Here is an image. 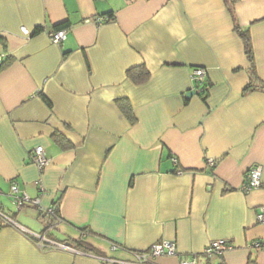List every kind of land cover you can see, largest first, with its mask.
<instances>
[{
	"label": "crops",
	"instance_id": "obj_1",
	"mask_svg": "<svg viewBox=\"0 0 264 264\" xmlns=\"http://www.w3.org/2000/svg\"><path fill=\"white\" fill-rule=\"evenodd\" d=\"M61 23L55 45L48 33ZM236 26L264 83V0H239L232 15L222 0H0V210L26 231L0 223V264H124L164 241L177 255L150 264H261L264 92H245L251 64ZM141 66L149 78L134 84L127 72ZM194 67L207 73L202 93ZM38 147L43 172L29 161ZM256 165L261 187L245 191ZM12 185L57 206V220L17 210ZM28 233L92 252L39 251ZM221 239L232 249L203 258Z\"/></svg>",
	"mask_w": 264,
	"mask_h": 264
},
{
	"label": "built area",
	"instance_id": "obj_2",
	"mask_svg": "<svg viewBox=\"0 0 264 264\" xmlns=\"http://www.w3.org/2000/svg\"><path fill=\"white\" fill-rule=\"evenodd\" d=\"M106 19H99V23L107 22ZM22 35L24 37H30L32 34L22 27L20 29ZM66 36L65 30L51 31L48 33V37L51 43L55 45H60ZM6 55L0 54V69L4 64ZM206 70L201 67H194L191 69V80L194 85V91L198 92L201 90L206 82ZM29 161L32 163L39 172H43L44 169L49 165L50 160L46 158L44 155L43 149L38 147L30 152ZM175 163L176 161L173 160ZM206 165L209 168H213L215 163L212 160H207ZM177 175L181 174V171L176 172ZM261 175H262V167L259 165L251 167V169L247 172L245 176V183L243 189L245 191H250L253 189H258L261 187ZM12 204L15 206L17 210H20L24 206H30L37 208L39 210V215L41 216H53L54 208L49 210H44L39 205V200L37 198H30L26 193L21 192L16 185H12L8 194ZM60 221V219H59ZM0 223L4 227H14L19 228L22 231L26 232L24 229L19 227L8 215L3 213L0 210ZM256 223L264 226V205L259 207L257 215H256ZM29 239L32 241L36 249L39 251L47 250V249H57L64 250L68 252H72L78 254L79 252L72 246L67 243L57 242L53 239L47 238L45 233L42 234H32L28 233ZM256 248L264 249V237L260 241L254 243L253 245ZM112 250H117L118 246L111 245ZM231 244L228 240H215L211 241L202 252V256L205 259H213L220 258L225 252L231 250ZM177 255L176 244L171 241H164L155 245H152L147 251L132 253L133 259L129 262H125L124 264H150L151 260H154L158 257L168 256L174 257ZM179 264H197V256H194L187 260H182ZM264 264V260L261 262Z\"/></svg>",
	"mask_w": 264,
	"mask_h": 264
},
{
	"label": "trees",
	"instance_id": "obj_3",
	"mask_svg": "<svg viewBox=\"0 0 264 264\" xmlns=\"http://www.w3.org/2000/svg\"><path fill=\"white\" fill-rule=\"evenodd\" d=\"M222 1L224 2L228 12L231 13V15H232L233 11H234V6L238 3L239 0H222ZM111 20H112V15L108 17L107 22H110ZM67 27H68L67 23H61V24L55 26L53 30L58 31V30L65 29ZM235 29L239 33V36H240V38L243 42V45H244L246 57L251 64L250 83L245 88V92L251 91V90H256V89L264 92V83L258 79V77L256 76L255 71L253 69V51H252V46H251V42H250V38L248 36V33L245 31H241L238 28V26H236ZM127 77L134 84H143L148 80L149 73L146 71L145 67L141 66L139 68L129 70L127 72ZM203 90H204V88L201 89V93L203 92ZM116 104L118 105V108L120 109L122 114L125 116V118L130 122V124H134L136 119H135V116L133 114V111H132L129 103L126 100H117ZM53 139H54V142L57 145H60L63 149L68 148V146H64L63 139L59 135H54ZM50 217L57 220V218H58L57 206L54 209L53 216H50ZM67 244H69V243H67ZM69 245L72 246V244H69ZM72 247H76V249H78L80 251L92 252L90 249L84 247L83 244L79 243V242H77Z\"/></svg>",
	"mask_w": 264,
	"mask_h": 264
},
{
	"label": "water",
	"instance_id": "obj_4",
	"mask_svg": "<svg viewBox=\"0 0 264 264\" xmlns=\"http://www.w3.org/2000/svg\"><path fill=\"white\" fill-rule=\"evenodd\" d=\"M189 95H187V97H188Z\"/></svg>",
	"mask_w": 264,
	"mask_h": 264
}]
</instances>
